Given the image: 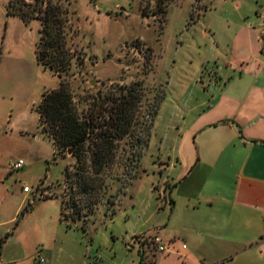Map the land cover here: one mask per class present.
Instances as JSON below:
<instances>
[{
	"label": "rangeland",
	"instance_id": "374dc122",
	"mask_svg": "<svg viewBox=\"0 0 264 264\" xmlns=\"http://www.w3.org/2000/svg\"><path fill=\"white\" fill-rule=\"evenodd\" d=\"M57 1L68 10L72 60L63 75L72 83L74 101L87 97L86 104H95L99 112L108 109V95L129 86L138 99L127 137L112 144L98 173L88 161L76 164L70 153L56 154L40 127L36 106L43 92L57 86L49 71L27 79L13 98L0 99L1 264H221L219 254L202 250L203 210H193L192 201L187 205L177 195V210L171 213L169 197L176 194L180 169L174 158L189 157L187 110L212 89L208 72L224 63L223 50L241 24L240 12L261 14L264 0L259 5L254 0ZM0 2L6 8L9 0ZM24 3L29 6L23 12L30 14L36 2ZM29 24L30 39L40 23ZM17 160L23 165L10 170ZM171 161L177 169L160 172L162 162ZM66 168L71 174L82 169L90 178L88 194L77 188L75 203L69 198L72 184L63 181ZM189 183L187 178L178 193ZM38 185L48 195L22 191ZM61 198L70 217L76 208L79 218L92 209L88 220L64 219ZM153 235L166 252L153 254L144 245L142 253L137 239ZM168 236L175 243L169 245ZM186 251L191 256L186 258Z\"/></svg>",
	"mask_w": 264,
	"mask_h": 264
},
{
	"label": "crops",
	"instance_id": "0c3cea01",
	"mask_svg": "<svg viewBox=\"0 0 264 264\" xmlns=\"http://www.w3.org/2000/svg\"><path fill=\"white\" fill-rule=\"evenodd\" d=\"M255 13L240 12V26L224 53L220 50L224 63L208 72L212 89L187 110L189 157L174 158L180 169L173 186L176 194L169 197L171 213L177 210V195L186 198L187 205L192 201L193 210H203L202 250L219 254L221 264H264V11ZM29 27L20 17L7 15L0 2L1 100L9 94L13 98L27 79L46 71L35 56L39 27L30 39ZM164 168L175 170L177 165L162 162L160 172ZM187 178L190 183L178 193ZM167 239L169 245L175 243ZM181 249L187 248L182 244Z\"/></svg>",
	"mask_w": 264,
	"mask_h": 264
},
{
	"label": "trees",
	"instance_id": "16d2710c",
	"mask_svg": "<svg viewBox=\"0 0 264 264\" xmlns=\"http://www.w3.org/2000/svg\"><path fill=\"white\" fill-rule=\"evenodd\" d=\"M24 1L10 0L6 6V14L16 15L25 23L31 20L39 21L36 61L42 70L49 71L57 78V86L43 92L36 106L40 127L50 137L56 154L63 156L70 151V156L76 164H85L88 161L89 166L98 173L109 156L112 144L128 135L133 103L138 99L136 90L129 86L108 95L105 99L109 104L108 109H101L99 112L95 104H86L87 97L79 102L74 101L72 83L63 75L72 60L66 37L69 31L68 10L57 0H34L36 3L30 14H26L23 7L29 5ZM168 1L166 0V3ZM154 114L155 109L152 111L151 120ZM141 145L144 148L145 145ZM81 170L71 174L66 168L64 173V183L72 184L69 198L74 203L78 194L77 188L80 189V194L84 193L83 196L86 197L90 185V178ZM73 183L77 185L76 189ZM65 202L66 199L61 198L62 217L73 222L81 219L86 222L93 211L88 209L83 212L84 217L79 218L80 208H76V215L70 217L65 212ZM2 243L3 239H0V250Z\"/></svg>",
	"mask_w": 264,
	"mask_h": 264
},
{
	"label": "built area",
	"instance_id": "2783aa9c",
	"mask_svg": "<svg viewBox=\"0 0 264 264\" xmlns=\"http://www.w3.org/2000/svg\"><path fill=\"white\" fill-rule=\"evenodd\" d=\"M23 165L22 160H17L15 163L10 164V170H17ZM40 188H42V185H38L35 190L31 189L28 186H23L22 191L24 193H29L33 197L38 195L40 198H43V196L48 195L46 191H40ZM138 243H140V246L142 248V253H144V245L148 247V249L154 254V253H161L166 252L167 247L165 246V243L161 240L160 237L153 235V236H146L143 241L139 242V239H137ZM167 244V243H166ZM184 248V246H182ZM39 262H42V258H39Z\"/></svg>",
	"mask_w": 264,
	"mask_h": 264
},
{
	"label": "water",
	"instance_id": "95a60500",
	"mask_svg": "<svg viewBox=\"0 0 264 264\" xmlns=\"http://www.w3.org/2000/svg\"><path fill=\"white\" fill-rule=\"evenodd\" d=\"M262 16H263V23H264V13H263V15H262ZM68 153H70V151H68Z\"/></svg>",
	"mask_w": 264,
	"mask_h": 264
}]
</instances>
